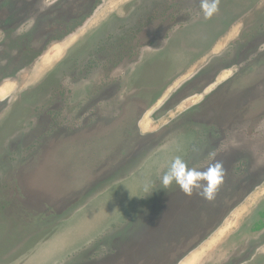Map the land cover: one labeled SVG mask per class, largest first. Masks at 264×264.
Wrapping results in <instances>:
<instances>
[{
    "label": "rangeland",
    "instance_id": "374dc122",
    "mask_svg": "<svg viewBox=\"0 0 264 264\" xmlns=\"http://www.w3.org/2000/svg\"><path fill=\"white\" fill-rule=\"evenodd\" d=\"M200 3L0 0V264H264V0Z\"/></svg>",
    "mask_w": 264,
    "mask_h": 264
},
{
    "label": "clouds",
    "instance_id": "9594fccd",
    "mask_svg": "<svg viewBox=\"0 0 264 264\" xmlns=\"http://www.w3.org/2000/svg\"><path fill=\"white\" fill-rule=\"evenodd\" d=\"M219 3L220 0H201L200 7L205 19L212 18L218 12ZM224 176L225 170L220 161H216L206 170L200 171L189 167L180 155H176L168 162L167 170L160 178V182L165 188L175 183L188 196L195 194L212 201L224 182ZM149 190L150 184H145L144 191L148 192Z\"/></svg>",
    "mask_w": 264,
    "mask_h": 264
},
{
    "label": "trees",
    "instance_id": "16d2710c",
    "mask_svg": "<svg viewBox=\"0 0 264 264\" xmlns=\"http://www.w3.org/2000/svg\"><path fill=\"white\" fill-rule=\"evenodd\" d=\"M261 215H262V218L264 219V212H262ZM257 228L259 229L260 226H258ZM257 228H255V229H257Z\"/></svg>",
    "mask_w": 264,
    "mask_h": 264
},
{
    "label": "bare ground",
    "instance_id": "6f19581e",
    "mask_svg": "<svg viewBox=\"0 0 264 264\" xmlns=\"http://www.w3.org/2000/svg\"><path fill=\"white\" fill-rule=\"evenodd\" d=\"M55 56V55H54ZM50 57V56H49ZM44 66V65H43Z\"/></svg>",
    "mask_w": 264,
    "mask_h": 264
}]
</instances>
